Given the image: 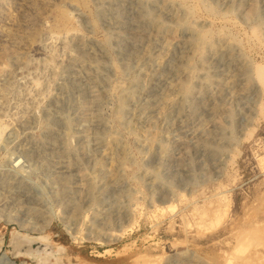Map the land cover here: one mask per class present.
Wrapping results in <instances>:
<instances>
[{"label":"rangeland","instance_id":"obj_1","mask_svg":"<svg viewBox=\"0 0 264 264\" xmlns=\"http://www.w3.org/2000/svg\"><path fill=\"white\" fill-rule=\"evenodd\" d=\"M257 66L264 0H0L3 264H264Z\"/></svg>","mask_w":264,"mask_h":264},{"label":"bare ground","instance_id":"obj_2","mask_svg":"<svg viewBox=\"0 0 264 264\" xmlns=\"http://www.w3.org/2000/svg\"><path fill=\"white\" fill-rule=\"evenodd\" d=\"M213 13V12H212ZM61 14H62V16L64 17V18H68V16L66 15L67 13L65 12V13H62L61 12ZM255 14V13H254ZM253 14V15H254ZM69 19V18H68ZM257 29V28H256ZM253 34L254 35H258V31L257 30H254L253 31ZM252 34V35H253ZM253 35V36H254ZM259 36H260V34H259ZM209 37H210V34L207 32V31H203V32H201L200 33V36H199V40H200V43L202 44V43H204L205 44V42H207L208 41V39H209ZM199 40H198V43H199ZM255 75H256V78H257V80H258V82L261 84V86L263 87V89H264V68L263 67H261V66H257L256 67V73H255ZM263 106V105H262ZM7 262H9V258L6 256V255H3L2 257H1V260H0V264H3V263H7Z\"/></svg>","mask_w":264,"mask_h":264}]
</instances>
